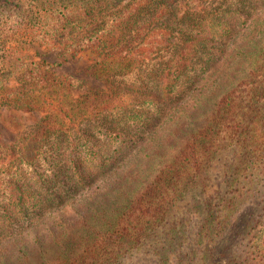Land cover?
<instances>
[{"label":"trees","instance_id":"obj_1","mask_svg":"<svg viewBox=\"0 0 264 264\" xmlns=\"http://www.w3.org/2000/svg\"><path fill=\"white\" fill-rule=\"evenodd\" d=\"M101 1L94 0V6ZM103 1L113 9H119L123 1H128V9L131 4L136 6L122 21L128 32L124 33L127 42L137 39L141 27L130 28L141 21L149 27L147 37L153 31L158 33L162 40L159 47L176 46L172 64L162 65L150 79L156 84L154 94L142 95L144 103L153 99L159 105L173 103L175 111H169L173 114H164L161 109L154 114L173 122V135L175 139L180 137V148L171 160L159 161V172L149 181L147 177L157 166L156 157L167 152L166 141H161L155 131H148L153 116L134 110L120 120L102 116L100 123L105 129L99 133L112 142L122 143L112 153L98 155L88 142L80 150L69 146L64 149V163L44 182L48 187L44 192L37 190L40 182L36 176L11 181L14 195L10 197L8 217L11 222L15 215L18 219L8 229L9 241L45 225L46 233L42 238L35 237L32 244L36 258H40L36 264H135L141 256L154 264H264V214L251 218L241 229L245 243L240 251L229 252L225 241L234 232L236 220L246 205L264 210V18L257 13L258 0H239L233 14L216 15L209 20L191 7V2ZM10 3L14 0H0L3 10ZM185 5L184 13L177 14ZM45 10L41 20L47 30L35 28L36 23L30 29L36 35L31 36L35 41L51 40L52 48L55 44L68 46L74 55L96 50L102 44L103 30H90L80 37L71 35L67 24L77 19L69 17L72 13L65 1ZM9 11L12 14H0V71L16 65L22 72L18 78L20 87H9L5 93L1 92L0 79L1 104L31 92L33 101L27 102L26 107L43 108L47 115L40 129L53 132L54 126L61 128L66 119L73 120L76 115L65 108L68 90L49 70L51 66L46 60L28 62L25 54L5 43L19 30L15 22L21 24L23 19L14 14V9ZM137 17L141 20L134 19ZM177 31L180 36L175 42ZM138 45L127 49V60L122 66L125 73L133 72L142 57ZM11 52L16 54L15 60ZM234 59L239 62L232 69L241 78L217 97L209 116L201 121L203 114L196 107L202 104L197 97L198 86L212 80L218 87L223 78L235 76L229 73ZM42 84L45 86L41 87ZM188 107L192 109L187 111ZM149 141L156 143L155 148L152 154L146 151L145 158L136 166L138 176L131 178L132 171L120 175L127 169V158L145 151ZM109 179L107 187L109 194H113L110 204L92 210L76 206L79 198L86 200L85 192L90 187ZM53 184L57 188H50ZM195 188H201L203 199L189 204L193 215L202 218L197 219L196 225L182 214L173 218L175 201ZM1 211L8 214L7 208ZM1 244L2 241L0 247Z\"/></svg>","mask_w":264,"mask_h":264},{"label":"rangeland","instance_id":"obj_2","mask_svg":"<svg viewBox=\"0 0 264 264\" xmlns=\"http://www.w3.org/2000/svg\"><path fill=\"white\" fill-rule=\"evenodd\" d=\"M59 1H65L72 13L69 17L77 19L68 20L67 27L72 32L71 35L76 34V37H80L84 33H89L90 30H103L101 32L103 42L98 49L74 55V51H70L68 46L64 47L55 44L56 47L52 48L54 45L52 44L53 41H44V39L35 41L31 37L36 36L32 33V27L35 23V28L47 30L41 20L42 16L45 14V9L48 8L49 10ZM92 1L93 5H91ZM178 2L180 4L191 2V7L196 11L203 12L202 14L205 15L206 20H209L216 17V15L221 17L224 14H233L232 11L236 8L235 4L239 0H179ZM94 3V0H91L89 4L88 0H14V3H10V7H6L4 10L0 6V14H12L9 9H14V14L21 15L23 18L21 24L15 22L16 25H19V30L8 39L9 42L6 41L5 43L17 48L20 54H25L28 62L30 60H46L51 66L49 70L56 78L60 79L68 90L66 95L67 106L65 107L64 104V107L68 108L69 113L76 114L73 120L66 119L63 127L54 126L53 132H44L40 128L45 124L44 120L47 112L41 107V109L26 107L27 102L32 104L31 92H26L25 94L27 95L18 94L20 99L13 97L14 99L4 100L2 104L0 99V242L2 241L0 264H36L40 258H36L38 256L33 250L32 244L35 237L42 238V235L46 233L45 225H40L30 233L24 232L25 235L20 236L18 240L9 241V236H7L9 234L8 229L14 227L12 223L16 224L18 219L15 215L14 222H11L8 217L9 213H11V207H9L11 204L10 197L12 194L14 195L10 185L11 181L27 177V180H29L31 177L36 176L40 182L36 188L39 192H44L48 188L44 182L48 177H52L53 172L64 163V149L69 146H75L77 150H80L79 148L88 142L98 152V155L109 154L119 148L122 143L112 142L105 134L99 133L105 129L100 123L102 116H108V118L106 117L107 120L113 118L120 120L119 118L124 119L133 110L140 114L153 116V121H151L148 131H155L157 137L160 136L161 141H166L167 152L162 156L156 157L154 164H157V166L153 167L154 173L152 171L147 177L149 181L159 172V161L171 160L180 148L179 143L177 144L180 141V137L175 139L173 135V122L169 121L168 117L162 116L159 118L154 114L156 109H161L164 114H173V112H169L175 111L172 108L173 103L164 102L159 105L155 99L149 103H144L142 95L145 92L154 94L156 84L150 79H153L154 73H157V70L162 65L172 64L176 46L159 47L158 44L162 40L157 35L158 33L153 31L147 37L146 34L149 27L143 26L141 21L130 28L135 27V30H138L141 27L139 36L133 42H127V35H124V33L128 32L125 31L122 21L125 20L124 16L136 9V6L131 4L128 9L126 8L128 1H123L119 9H113L107 4V1L102 0L101 4L97 6H94ZM255 6L259 7L257 10L259 16L264 18V0L256 1ZM186 8L187 5L177 14H183ZM205 10L206 12H204ZM111 12L118 14H111ZM175 12L172 11V14H175ZM147 14L153 16L152 13ZM252 14L256 15V12L253 11ZM138 18L140 17L134 19ZM119 35L121 36L118 38ZM134 35L137 34L134 33ZM176 35L178 37L174 38L175 42L179 40V31H177ZM134 45H138L137 51L142 53V57L138 59V65L133 72L125 73L122 66L127 60L125 58L127 49ZM10 55L15 60L16 54L11 52ZM104 60L106 64H101ZM238 62L239 59H234L231 62V72L229 73L230 76L233 74L235 76L230 77L229 81L223 78L218 87H216L212 80H207L204 84L198 86L197 93L199 96L197 97L200 98L202 104L196 107L199 114H203L199 118L201 121L206 120L207 116H209L217 102V97L220 98L226 90L235 85L241 78L237 71L235 72L232 69L238 65ZM101 69H105L106 72H101ZM21 72L22 70L17 69L16 65L15 67L13 65L8 68L4 67L0 71V79L3 82L1 92L5 93L9 87H20L18 78ZM226 81H228V84ZM70 82L73 83L69 85ZM44 86L43 84L41 85V87ZM218 89L219 92L217 93ZM34 94L40 93L35 92ZM48 95L52 94L48 92ZM57 103L58 100L53 104ZM40 104H43V102ZM191 109L188 107L187 111ZM202 125L197 127L199 128ZM59 130L62 131L60 133L55 132ZM86 131L92 135L86 136ZM155 144L149 141L146 144L147 149L145 151L129 156L125 167L127 169L122 170L120 175L124 173L127 175L132 171L131 178L138 176L136 174L138 170L136 166L145 158L146 151L149 150L150 154L153 153ZM37 147L40 148L39 151H37ZM120 155L121 153H119L118 157ZM110 181L111 179L104 182L100 181L90 187L87 190L88 192H85L86 196L88 195L85 197L86 200L79 198L76 206L81 210H92L94 208H104L110 204L113 195L109 194ZM55 186L57 188L55 184L50 185V188ZM202 199L201 188H195L182 199H177L172 208L173 218L182 214L191 221L192 225H196L197 219L199 220L202 217L201 215H193L195 213L191 211L192 207L189 203L194 201L201 202ZM1 208H7L8 214L5 215ZM263 214L264 210L256 205H246L244 207L236 220L234 232L227 236L225 240L230 248L229 252L232 250L240 251L243 248L245 240L242 237L241 229L251 218ZM54 216H58V214H54ZM46 223L50 225V222L47 221ZM135 264H154V262L141 256Z\"/></svg>","mask_w":264,"mask_h":264}]
</instances>
